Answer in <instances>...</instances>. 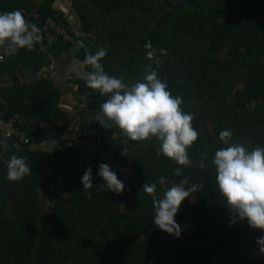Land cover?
<instances>
[{
  "label": "trees",
  "instance_id": "trees-1",
  "mask_svg": "<svg viewBox=\"0 0 264 264\" xmlns=\"http://www.w3.org/2000/svg\"><path fill=\"white\" fill-rule=\"evenodd\" d=\"M21 2L38 28L64 21L55 0ZM75 4L97 123L82 134L131 162L137 181L118 193L72 146L55 170L69 195L41 214L36 166L0 160V264H202V221L250 184L264 189V0Z\"/></svg>",
  "mask_w": 264,
  "mask_h": 264
},
{
  "label": "crops",
  "instance_id": "crops-1",
  "mask_svg": "<svg viewBox=\"0 0 264 264\" xmlns=\"http://www.w3.org/2000/svg\"><path fill=\"white\" fill-rule=\"evenodd\" d=\"M21 1L0 0V23L8 24V30L0 29V45L13 35L19 40L17 51L21 49L19 55H13L16 51L0 64V114L24 117L31 144L23 145L20 141L0 137V160L6 166L18 169L36 166L39 212H42L52 198L55 203L59 195H69L63 186V178L56 179L55 170L63 161L67 148L75 145L62 143L57 138V130L63 128L67 121L81 117L83 127L90 135L89 125L93 120L86 101L89 91L81 93L89 81L86 60L90 35L83 30L76 0L54 2L56 16L62 18L71 30V41L64 44L55 43L53 36L43 27L38 28L31 19L32 13L25 11ZM43 1L32 0V3L38 5ZM82 50L87 51L85 60L76 56ZM13 56L14 60L10 61ZM69 161L71 165V157ZM80 161L82 163L83 160ZM248 189L250 195L236 198L233 204L224 206V212L216 211L202 221L208 242L199 240L195 244L204 253L202 264H212L211 256L218 246L215 241L221 235L227 216L264 211V189H257L253 184ZM222 248L227 255L237 256L234 264H264V254L257 253L255 237L246 229L236 230L233 241Z\"/></svg>",
  "mask_w": 264,
  "mask_h": 264
},
{
  "label": "built area",
  "instance_id": "built-area-1",
  "mask_svg": "<svg viewBox=\"0 0 264 264\" xmlns=\"http://www.w3.org/2000/svg\"><path fill=\"white\" fill-rule=\"evenodd\" d=\"M0 29L3 31L8 30V24L0 23ZM43 30L53 36L52 38L55 41L59 38L71 41L70 27L63 22H56L51 17L45 20ZM18 46L19 40L13 35L8 36L6 42L0 45V64L5 62L10 54L16 52ZM26 126L27 120L20 115L4 118L3 114H0V137L3 140H16L23 143V145H30L31 140L25 129ZM82 127V118L76 117L63 128L57 130V138L78 147L83 162L94 165L99 176L118 179V193L124 194L125 191H130L137 181L136 168L131 162L115 161L114 149H107L100 139L91 140L82 134ZM236 228H245L253 235L257 253L264 254V213L237 216L236 219L227 222L221 230L227 245L233 241ZM236 259V255L229 256L223 248L216 246L212 255V264H234Z\"/></svg>",
  "mask_w": 264,
  "mask_h": 264
},
{
  "label": "water",
  "instance_id": "water-1",
  "mask_svg": "<svg viewBox=\"0 0 264 264\" xmlns=\"http://www.w3.org/2000/svg\"><path fill=\"white\" fill-rule=\"evenodd\" d=\"M76 56L79 57L80 59L85 60V58L87 56V51L82 50L78 54H76ZM86 96H88V93H86ZM89 129H90V135H94L95 132L97 131V123L95 121L91 122L89 125Z\"/></svg>",
  "mask_w": 264,
  "mask_h": 264
},
{
  "label": "rangeland",
  "instance_id": "rangeland-1",
  "mask_svg": "<svg viewBox=\"0 0 264 264\" xmlns=\"http://www.w3.org/2000/svg\"><path fill=\"white\" fill-rule=\"evenodd\" d=\"M81 118V117H80ZM139 133V132H138ZM51 196L53 195V194H50ZM54 198H52V200H51V202H49L47 205H46V207H45V210L43 211L42 210V212H40L41 214L42 213H44L45 211L47 212V211H49L50 209H51V207H52V205H53V203H54Z\"/></svg>",
  "mask_w": 264,
  "mask_h": 264
},
{
  "label": "flooded vegetation",
  "instance_id": "flooded-vegetation-1",
  "mask_svg": "<svg viewBox=\"0 0 264 264\" xmlns=\"http://www.w3.org/2000/svg\"><path fill=\"white\" fill-rule=\"evenodd\" d=\"M39 210H41V209H39ZM36 215V214H35Z\"/></svg>",
  "mask_w": 264,
  "mask_h": 264
}]
</instances>
